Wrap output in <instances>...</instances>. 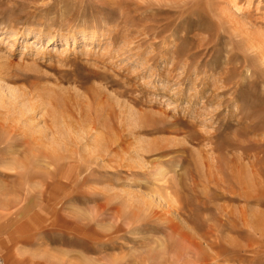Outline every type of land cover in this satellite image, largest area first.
I'll list each match as a JSON object with an SVG mask.
<instances>
[{
    "label": "rangeland",
    "instance_id": "1",
    "mask_svg": "<svg viewBox=\"0 0 264 264\" xmlns=\"http://www.w3.org/2000/svg\"><path fill=\"white\" fill-rule=\"evenodd\" d=\"M214 224L264 264V0H0V264H167Z\"/></svg>",
    "mask_w": 264,
    "mask_h": 264
},
{
    "label": "bare ground",
    "instance_id": "2",
    "mask_svg": "<svg viewBox=\"0 0 264 264\" xmlns=\"http://www.w3.org/2000/svg\"><path fill=\"white\" fill-rule=\"evenodd\" d=\"M207 179V178H206ZM168 184V190H170L171 192V196L172 195H178V191H177V186L174 185L173 182H168L166 183V185ZM165 189V188H164ZM167 192V190H166ZM169 192V193H170ZM160 195V194H159ZM170 196V195H169ZM149 201V200H148ZM145 204V203H144ZM146 204H148L146 202ZM141 205V204H140ZM132 206V205H131ZM134 206V205H133ZM142 206V205H141ZM148 206V205H146ZM150 207V206H149ZM149 207L143 209L142 210V213H144L143 215L142 214H138L136 215V218L135 220L137 222L135 223H138L135 228L139 231L141 227H144L145 225L148 224L147 221L150 220V216H152V212L150 211H153L155 212L153 209H151L149 211ZM128 208V207H127ZM138 209V208H137ZM107 211V210H106ZM139 211L140 208H139ZM125 212V211H124ZM157 212V211H156ZM155 212V213H156ZM105 213V212H104ZM121 213V212H120ZM122 214V213H121ZM158 214V213H157ZM159 215V214H158ZM157 215L154 214V217H156ZM160 217H162V215L160 214ZM100 218V217H99ZM113 218H117V219H121L122 218V215H116V216H113ZM159 219V217H158ZM94 221V220H93ZM170 230L172 231V234L173 236L175 235L174 233H176V227L171 225L170 226ZM244 227H247V226H244ZM248 228H251V227H248ZM221 228H218L217 225H209V228L206 229L207 232H205V237H204V241H202V238L200 237V240H191L187 235H184L185 238H186V241H185V244L181 245V248L179 250V248H176V252L177 254H175L176 256H173L175 257L173 261V259L171 261H169L167 264H179L180 261H182V264H217V261H219L220 259V253L219 251H221V239H224V238H227V237H223V235H221ZM260 231V230H259ZM224 234V233H223ZM262 235H263V232H262ZM172 236V237H173ZM226 236V235H225ZM260 236V235H259ZM171 237V238H172ZM212 238V239H211ZM230 238V237H229ZM228 238V239H229ZM260 238V237H259ZM176 239V238H175ZM184 239V238H183ZM214 239V240H213ZM227 240V239H226ZM227 242L231 243L230 240H227ZM256 242V241H255ZM203 243H205L207 245L208 248H210V251L212 254L208 253V251H206L203 247ZM219 250V251H218ZM167 251L168 253V250H165V252ZM224 252V251H223ZM222 253V252H221ZM222 255V254H221ZM254 256V255H253ZM193 258V259H191ZM258 258V257H257ZM194 260V261H193ZM253 260V259H252ZM251 260V261H252ZM255 261V259H254ZM248 264V263H247Z\"/></svg>",
    "mask_w": 264,
    "mask_h": 264
}]
</instances>
